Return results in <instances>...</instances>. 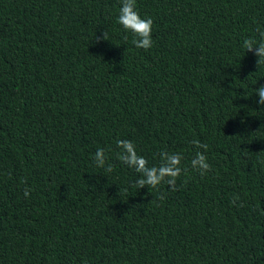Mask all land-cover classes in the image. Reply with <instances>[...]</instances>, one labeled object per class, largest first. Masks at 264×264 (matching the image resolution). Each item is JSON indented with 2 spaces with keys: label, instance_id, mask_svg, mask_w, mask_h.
I'll return each instance as SVG.
<instances>
[{
  "label": "trees",
  "instance_id": "16d2710c",
  "mask_svg": "<svg viewBox=\"0 0 264 264\" xmlns=\"http://www.w3.org/2000/svg\"><path fill=\"white\" fill-rule=\"evenodd\" d=\"M121 3L0 0V264H264V0H136L147 50ZM118 140L180 153L176 190L131 187Z\"/></svg>",
  "mask_w": 264,
  "mask_h": 264
},
{
  "label": "clouds",
  "instance_id": "9594fccd",
  "mask_svg": "<svg viewBox=\"0 0 264 264\" xmlns=\"http://www.w3.org/2000/svg\"><path fill=\"white\" fill-rule=\"evenodd\" d=\"M118 23L126 32H130L133 35L132 44L136 48H143L145 50L150 49L153 46L152 39V25L153 20L150 17L142 18L136 7V0H122L119 14L117 17ZM260 40L255 38H247L243 41V48L245 52L254 51V54L258 57L256 64L264 63V31L258 29ZM127 39V37H125ZM101 40H108L107 33L103 31L102 35L95 37V42ZM256 94L259 97L258 104L264 105V85H261ZM192 143L198 148L207 149L206 144H201L198 140H193ZM117 147L120 152L117 154V158L125 165L135 169L140 174L131 187L136 191L144 186L158 189L161 184L167 185L170 190H176V181L180 177L183 169L181 168V160L183 159L180 153H169L162 151L159 154V163L155 165H149V161L139 155L136 151L135 144L130 140H118ZM95 164L99 168H104L105 171L111 172L113 165L107 163V156L105 149L98 148L93 157ZM107 165V166H106ZM190 165L193 169L200 172L201 175L211 170V164L208 163L207 157L203 152L197 151L194 157L190 161ZM106 166V167H105ZM127 191V190H126ZM30 194V189L25 188L24 196L27 198ZM159 199H164V195L161 194ZM239 200L238 196H234L230 201L231 204L236 206H242V202L237 205Z\"/></svg>",
  "mask_w": 264,
  "mask_h": 264
}]
</instances>
